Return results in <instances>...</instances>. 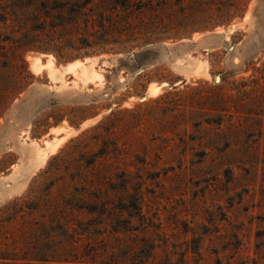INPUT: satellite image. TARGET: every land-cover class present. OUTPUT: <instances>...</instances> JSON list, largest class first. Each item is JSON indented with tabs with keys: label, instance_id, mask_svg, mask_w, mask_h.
<instances>
[{
	"label": "rangeland",
	"instance_id": "rangeland-1",
	"mask_svg": "<svg viewBox=\"0 0 264 264\" xmlns=\"http://www.w3.org/2000/svg\"><path fill=\"white\" fill-rule=\"evenodd\" d=\"M0 264H264V0H0Z\"/></svg>",
	"mask_w": 264,
	"mask_h": 264
}]
</instances>
